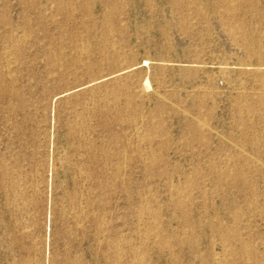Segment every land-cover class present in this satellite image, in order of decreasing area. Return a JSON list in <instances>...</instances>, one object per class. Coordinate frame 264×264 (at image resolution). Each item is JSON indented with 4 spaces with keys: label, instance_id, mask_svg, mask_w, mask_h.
Listing matches in <instances>:
<instances>
[{
    "label": "rangeland",
    "instance_id": "obj_1",
    "mask_svg": "<svg viewBox=\"0 0 264 264\" xmlns=\"http://www.w3.org/2000/svg\"><path fill=\"white\" fill-rule=\"evenodd\" d=\"M0 185V264H264V0H0Z\"/></svg>",
    "mask_w": 264,
    "mask_h": 264
},
{
    "label": "bare ground",
    "instance_id": "obj_2",
    "mask_svg": "<svg viewBox=\"0 0 264 264\" xmlns=\"http://www.w3.org/2000/svg\"><path fill=\"white\" fill-rule=\"evenodd\" d=\"M21 41H22V40H21ZM14 50H15V49H14ZM9 55H10V54H9ZM9 55H8V56H9ZM146 62H147V61H146ZM146 62H145V63H146ZM9 65H10V64H9ZM11 83H12V82H11ZM12 106H13V105H12ZM2 165H3V164H2ZM149 166H150V165H149ZM5 173H6V172H5ZM1 176H2V174H1ZM5 184H6V183H5ZM0 186H1V185H0ZM14 193H15V191H14ZM14 198H15V197H14ZM217 263H219V262H217Z\"/></svg>",
    "mask_w": 264,
    "mask_h": 264
}]
</instances>
